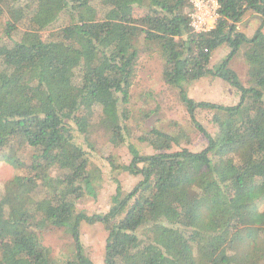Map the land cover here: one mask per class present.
<instances>
[{
	"label": "trees",
	"instance_id": "16d2710c",
	"mask_svg": "<svg viewBox=\"0 0 264 264\" xmlns=\"http://www.w3.org/2000/svg\"><path fill=\"white\" fill-rule=\"evenodd\" d=\"M215 1L214 28L197 34L189 0H0V162L13 171L0 187V264H92L79 239L83 222L107 232L103 264H258L264 32L248 38L237 24L247 12L264 20V0ZM140 43L158 49L167 86L210 75L234 88L238 103L196 102L180 90L207 147L172 151L181 135L158 130L139 137L154 154L128 146L131 160L110 164L138 182L125 196L117 187L108 212L87 218L76 205L95 199L91 137L103 130L117 146L124 131L129 136L127 114L115 110L128 103ZM223 45L229 52L210 71L211 53ZM236 55L249 87L229 66ZM111 98L114 107L105 110ZM197 110L211 112L213 136L195 120ZM47 229L63 231L74 251L52 256L39 239Z\"/></svg>",
	"mask_w": 264,
	"mask_h": 264
},
{
	"label": "rangeland",
	"instance_id": "374dc122",
	"mask_svg": "<svg viewBox=\"0 0 264 264\" xmlns=\"http://www.w3.org/2000/svg\"><path fill=\"white\" fill-rule=\"evenodd\" d=\"M262 27L264 32V20L252 12H247L241 22L237 24L238 32L248 38ZM137 55L133 61L135 75L132 84L128 87V103L120 105L116 109V116L122 118L127 114L129 136L124 144L113 145L103 130H99L91 142L94 149L90 153L91 172L87 175L93 185L95 199H84L76 205L78 212L87 218L106 214L112 204V198L116 194V188H120L122 196H125L138 182V178L113 171L111 162L114 164H127L131 160L128 146L134 147L142 156L154 154L152 147L138 140L146 136L151 130L162 133L181 135L178 145L172 147V151L186 149L190 152H201L207 147V142L191 124L190 118L179 101V91L196 102H208L222 106H231L238 103V93L228 83L216 77L206 75L197 81L182 84L179 88L169 87L162 81V61L155 46L146 47L142 43L137 46ZM226 45L219 47L211 53L208 69L211 71L228 54ZM230 68L236 73V77L244 87H249L247 81V66L240 55H236L230 62ZM114 105L113 98L105 103L104 109L111 110ZM116 105V104H115ZM107 108V109H106ZM110 112V111H109ZM211 112L197 110L195 120L213 136L216 129L211 123ZM123 119V118H122ZM75 140L81 143L86 150L82 136L74 132ZM215 156H211L212 162L216 163ZM13 175L12 168L0 162V187ZM81 188H83L81 186ZM261 196L262 194H258ZM261 203V209L264 207ZM200 216V215H198ZM200 218V217H199ZM107 232L101 223L83 222L79 228V239L84 257L92 264H103L104 245ZM39 239L43 246L49 247L52 256L59 258L61 255H69L74 249L71 239L63 231L49 230L42 232ZM258 264H264V254L258 255Z\"/></svg>",
	"mask_w": 264,
	"mask_h": 264
},
{
	"label": "built area",
	"instance_id": "2783aa9c",
	"mask_svg": "<svg viewBox=\"0 0 264 264\" xmlns=\"http://www.w3.org/2000/svg\"><path fill=\"white\" fill-rule=\"evenodd\" d=\"M192 12L189 15L190 28L194 33L210 32L218 17V5L215 0H189Z\"/></svg>",
	"mask_w": 264,
	"mask_h": 264
}]
</instances>
